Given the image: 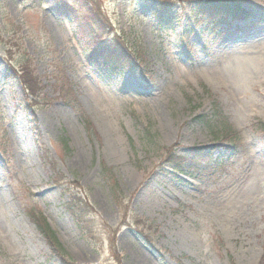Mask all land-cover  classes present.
<instances>
[{"label":"rangeland","instance_id":"rangeland-1","mask_svg":"<svg viewBox=\"0 0 264 264\" xmlns=\"http://www.w3.org/2000/svg\"><path fill=\"white\" fill-rule=\"evenodd\" d=\"M161 1L97 0L141 52L116 73L86 58L65 6L0 0V264H264V0H242L248 15L219 26L199 22L195 2ZM25 66L37 96L18 77ZM214 110L239 152L199 119ZM173 145L211 161L194 175L161 164ZM73 194L91 208L78 221Z\"/></svg>","mask_w":264,"mask_h":264},{"label":"trees","instance_id":"trees-1","mask_svg":"<svg viewBox=\"0 0 264 264\" xmlns=\"http://www.w3.org/2000/svg\"><path fill=\"white\" fill-rule=\"evenodd\" d=\"M56 5L59 7L66 8L67 11L71 13L74 17L80 18V25L78 27V31L76 34L84 40V42H88L92 45V48L88 50L86 58L87 59H97L102 63H107L110 67L111 71H115L116 73L121 72L126 67L129 66V63H135L134 59H140V50H134L131 54V48L128 47L123 40L122 36L118 34V32L113 29L112 24L110 23L107 16L100 10L97 4V0H54ZM188 2H195L196 7V15L199 22L203 20H207L208 23L211 24H220L226 16H231L235 19L245 18L248 14V10L242 6V0H231L229 4L227 0H187ZM174 2L172 0H162L159 2V6L166 10L172 8ZM96 42L99 45L95 46ZM133 55V60L131 56ZM139 63L136 64V67ZM20 74L18 77L22 82L23 88L26 91L31 93L30 95L37 96L39 87L36 85V76L33 75L32 71L28 69V67H23L20 70ZM11 74L16 76L15 72L12 70ZM53 77L56 80L55 86L59 89V94L61 98H63L64 102L73 106L76 103V99L71 90H66L64 87H67L65 82H63L62 77L63 74L59 73L56 68L53 72ZM63 82V83H62ZM81 111L80 109H78ZM82 112V111H81ZM82 119L85 124L88 125L89 121L87 118L81 113ZM214 119L207 118L205 116H201L199 119L201 122L206 123L210 128L214 127L217 131L218 128V136L230 141L231 149L234 152H239V136L230 128L221 127L217 121V118L220 117L217 115V112L213 111ZM62 145L66 144V139L61 137L59 139ZM162 153L161 164H172L177 167H182L186 169L190 175H194L197 173L200 161L208 160L211 161L212 150H205L204 148L191 147L184 155H177L175 153V147H164ZM52 169H55L53 163H50ZM68 186H74L72 188H77V184L75 182H66ZM80 187H78L79 189ZM67 209L73 215V217L78 221L81 220V216H84L87 212L91 211L87 200L82 195L73 194L70 198V201L67 204ZM38 229L41 233L46 237V240L53 245L56 250L62 254H64L63 248L59 241L56 239L53 231L49 228L47 223L43 219L37 220ZM82 226L83 222H82ZM1 255V253H0ZM262 259L264 260V243H263V254Z\"/></svg>","mask_w":264,"mask_h":264}]
</instances>
